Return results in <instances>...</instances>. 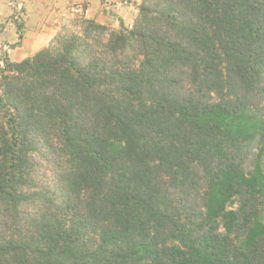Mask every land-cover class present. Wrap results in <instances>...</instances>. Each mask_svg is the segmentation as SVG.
<instances>
[{"label":"trees","instance_id":"trees-1","mask_svg":"<svg viewBox=\"0 0 264 264\" xmlns=\"http://www.w3.org/2000/svg\"><path fill=\"white\" fill-rule=\"evenodd\" d=\"M72 24L0 57V264H264V0Z\"/></svg>","mask_w":264,"mask_h":264},{"label":"crops","instance_id":"crops-1","mask_svg":"<svg viewBox=\"0 0 264 264\" xmlns=\"http://www.w3.org/2000/svg\"><path fill=\"white\" fill-rule=\"evenodd\" d=\"M16 1L12 3V0H0V54L1 50H5L12 61H20L46 45L48 40L43 36L47 28L46 18H48V25L56 26L55 19L60 15L55 9L56 6L60 8L59 11L61 12L71 4H75L74 0H27V2L20 0L26 3L24 12L21 14L23 20L21 23L24 24L22 28L23 38L18 46H14L11 44L17 40V26L13 21L12 12L13 4ZM48 9L54 10L53 13ZM51 28L57 29L56 27Z\"/></svg>","mask_w":264,"mask_h":264},{"label":"rangeland","instance_id":"rangeland-1","mask_svg":"<svg viewBox=\"0 0 264 264\" xmlns=\"http://www.w3.org/2000/svg\"><path fill=\"white\" fill-rule=\"evenodd\" d=\"M104 1L106 2L103 3L100 0H74L75 4H71L69 7H66L65 10L61 12L59 11L60 8L56 6L55 9L60 13V15H58L59 17L57 16L55 19L56 26L48 25L49 23L48 18H46L47 22H45V24L47 28L45 29L43 36L48 40V42L46 43L45 46H47L50 43V41L54 38V36L58 31L64 28H66L67 30L77 31L78 26L75 27L73 26L72 23L77 24V22H79L81 18L93 19L100 23L109 22L111 24H114V26L118 25V18H121L127 24H129L135 13V8L139 4V0H104ZM24 2H22L21 4L23 8L26 5V3ZM84 2H86L87 4H85L86 5L85 8L82 9L80 5H82ZM57 4H59V2H57ZM49 10L50 9H48V11ZM53 11L51 12L53 13ZM51 27L53 28L56 27L57 29L53 30ZM18 41L19 39L17 37L16 42H14L11 45L18 46L19 44H16L20 42ZM4 53H6L5 50H1L0 57Z\"/></svg>","mask_w":264,"mask_h":264},{"label":"clouds","instance_id":"clouds-1","mask_svg":"<svg viewBox=\"0 0 264 264\" xmlns=\"http://www.w3.org/2000/svg\"><path fill=\"white\" fill-rule=\"evenodd\" d=\"M14 2V1H13ZM21 3L22 4V2L23 1H20V0H17L16 1V3L13 5V12H12V18H13V21L15 22V23H20V24H23V23H21L23 20H22V17H21V14L23 13V12H20V9H18V3ZM23 7L21 6V9H22Z\"/></svg>","mask_w":264,"mask_h":264},{"label":"built area","instance_id":"built-area-1","mask_svg":"<svg viewBox=\"0 0 264 264\" xmlns=\"http://www.w3.org/2000/svg\"><path fill=\"white\" fill-rule=\"evenodd\" d=\"M17 6H18V9H21V3L20 2L18 3Z\"/></svg>","mask_w":264,"mask_h":264}]
</instances>
